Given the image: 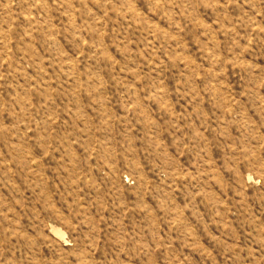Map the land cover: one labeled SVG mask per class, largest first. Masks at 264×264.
Returning <instances> with one entry per match:
<instances>
[{
    "label": "rangeland",
    "instance_id": "374dc122",
    "mask_svg": "<svg viewBox=\"0 0 264 264\" xmlns=\"http://www.w3.org/2000/svg\"><path fill=\"white\" fill-rule=\"evenodd\" d=\"M0 264H264V0H0Z\"/></svg>",
    "mask_w": 264,
    "mask_h": 264
}]
</instances>
